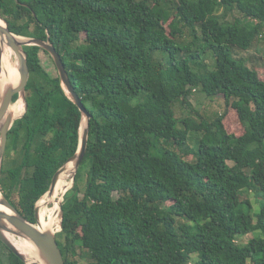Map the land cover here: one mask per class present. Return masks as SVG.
Instances as JSON below:
<instances>
[{
    "label": "trees",
    "instance_id": "1",
    "mask_svg": "<svg viewBox=\"0 0 264 264\" xmlns=\"http://www.w3.org/2000/svg\"><path fill=\"white\" fill-rule=\"evenodd\" d=\"M0 15L53 43L92 116L56 235L65 264H264V80L234 55L264 43V0H0ZM24 50L28 109L9 131L0 189L35 223L83 115L47 52ZM199 90L227 112L179 120L173 104ZM0 264L26 263L0 240Z\"/></svg>",
    "mask_w": 264,
    "mask_h": 264
},
{
    "label": "water",
    "instance_id": "2",
    "mask_svg": "<svg viewBox=\"0 0 264 264\" xmlns=\"http://www.w3.org/2000/svg\"><path fill=\"white\" fill-rule=\"evenodd\" d=\"M2 20L5 22V26L0 25V77H1V60L3 56V45L5 42L10 46L18 59V71H19V82L17 85H9L2 91L0 90V170L3 165L4 157L6 154L9 131L13 127L14 123L18 118H14L10 113V107L14 103L15 96L22 97L25 102V112L28 109L27 105V85L30 80V69L28 66L27 53L24 50L25 46H38L42 48L45 52L50 54L53 58L56 68L58 70L62 85L66 93L70 96L72 101L77 105L81 111L83 118L80 128V143L77 153L72 156L68 162L60 168L54 175L48 195L54 192L56 184L59 177L66 165L70 162L75 164V174L73 177V182H75L76 174L85 158L89 133H90V122L91 114L82 102V99L75 91L69 74L66 70V66L62 60L61 54L57 51L56 47L49 40L44 41L37 38H27L13 33L8 22L0 15ZM17 37H23L26 40H18ZM23 114V116H24ZM23 116L19 117L22 118ZM87 118V125L83 128L84 118ZM1 172V171H0ZM46 194V195H47ZM40 202V201H39ZM39 202L36 205L35 216L36 222L32 223L26 219L5 197L1 196L0 204L6 210L0 209V240L1 242L9 248L16 256H18L26 264H65L62 251L59 247L57 240V232L45 229L43 230L39 225L40 219V205ZM63 202L61 203V230L62 231V221H63ZM14 234L18 237H23L31 241L38 251L37 261L29 262L27 257L21 253L14 244L9 240L7 234Z\"/></svg>",
    "mask_w": 264,
    "mask_h": 264
},
{
    "label": "rangeland",
    "instance_id": "3",
    "mask_svg": "<svg viewBox=\"0 0 264 264\" xmlns=\"http://www.w3.org/2000/svg\"><path fill=\"white\" fill-rule=\"evenodd\" d=\"M82 38H84V35H82ZM259 42L260 41H258L252 49L247 50V51H243V50L235 48L234 49V55L236 58L244 59L250 68L258 70L260 72L261 78L264 80V43L263 42L259 43ZM40 55L42 58L43 66L45 68H47L51 73H54V74L57 73L58 70H57L55 62H54L53 58L50 56V54H48V53L46 54V53L42 52ZM16 62H17V60L15 57V64H17ZM21 99H22V97H19L16 102L21 101ZM173 107L175 110V115L179 120L191 117V118H195V120H197V121L199 120V116H202L203 118H206L208 120H212L216 116L224 114L228 110V107L226 106L225 100L223 99L222 96L208 97L200 90L194 91V95L190 101V106H185L181 100H178V101H175V103L173 104ZM24 109H25V107H24ZM24 109H23V111H24ZM197 113H200V115H197ZM18 119H21V118H18ZM224 123H225V126L227 127V129L230 133H233L236 135H240L243 133V130H242L241 126L238 124V122L236 121V117L233 115V113H231L225 119ZM199 136H200V134H195L194 136H192V140L190 141L191 146L194 145V140L196 138H198ZM192 158H193V156H189L187 159L192 160ZM4 162H5V157H4L3 165H4ZM3 165H2V168H3ZM2 168H1V170H2ZM0 174H1V172H0ZM85 183H86V177L83 178V181L80 183L82 190H84V188H85ZM73 187H74V182L72 180L71 188L63 197H61L62 198L61 202H64V198L66 197L67 194L72 192ZM0 191H1V189H0ZM1 193H2V196H4L2 191H1ZM117 197H118V195H117ZM242 198L243 199L246 198V199H249L251 201V203L253 204L254 212L259 210V204L256 201L254 192L245 193ZM39 205H40V202H39ZM179 221H181V220H179ZM60 232L61 231H57V235ZM258 234H260V233L256 232V233H251V234H248L246 236L240 237L238 242L241 244H244V243L248 242L249 239L253 238L254 236H257ZM62 241H63V239H62ZM4 255H5L4 258L7 259V254L4 253ZM198 258H200V256ZM89 262H90V260L87 257L81 259L82 264H88Z\"/></svg>",
    "mask_w": 264,
    "mask_h": 264
},
{
    "label": "bare ground",
    "instance_id": "4",
    "mask_svg": "<svg viewBox=\"0 0 264 264\" xmlns=\"http://www.w3.org/2000/svg\"><path fill=\"white\" fill-rule=\"evenodd\" d=\"M0 25L5 26V22L2 20L1 17H0ZM17 39L21 41L26 40L25 38L24 39L17 38ZM15 57L16 54L14 50L10 46H8V44L5 42V44L3 45V56L1 60V68H2V72H1L2 74L0 77L1 91L9 85H17V83L19 82L18 59L16 57L17 64H15ZM24 107H25V102L22 98L21 101L15 102L11 105L10 113L13 115L14 118H19L25 112ZM86 125H87V118L85 117L83 121V128L86 127ZM74 174H75V164L71 162L70 166L60 175L59 180L54 189V192L51 195L48 194L46 195L47 199L45 200L43 206L40 209V219H39L40 222L39 225L43 230L50 229L57 232L61 228V221L57 228L58 218L61 216V211H60L61 203H62L61 197H63L71 188ZM1 196L2 193L0 191V198ZM0 209L6 210L1 204H0ZM7 237L14 244V246L27 257L30 263L37 261L38 251L35 245L31 241H29L26 238L23 237L21 238L10 233L7 234Z\"/></svg>",
    "mask_w": 264,
    "mask_h": 264
},
{
    "label": "flooded vegetation",
    "instance_id": "5",
    "mask_svg": "<svg viewBox=\"0 0 264 264\" xmlns=\"http://www.w3.org/2000/svg\"><path fill=\"white\" fill-rule=\"evenodd\" d=\"M6 155V154H5Z\"/></svg>",
    "mask_w": 264,
    "mask_h": 264
}]
</instances>
